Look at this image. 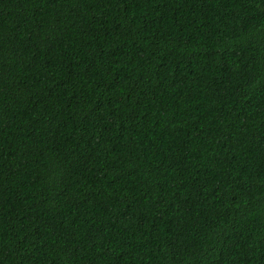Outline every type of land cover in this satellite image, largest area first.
<instances>
[{"label": "trees", "instance_id": "16d2710c", "mask_svg": "<svg viewBox=\"0 0 264 264\" xmlns=\"http://www.w3.org/2000/svg\"><path fill=\"white\" fill-rule=\"evenodd\" d=\"M0 264H264V0H0Z\"/></svg>", "mask_w": 264, "mask_h": 264}]
</instances>
